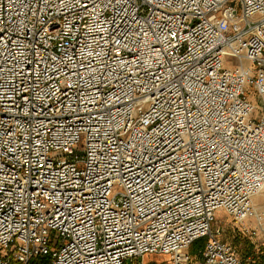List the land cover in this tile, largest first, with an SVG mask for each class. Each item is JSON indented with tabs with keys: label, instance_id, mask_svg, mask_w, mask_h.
I'll list each match as a JSON object with an SVG mask.
<instances>
[{
	"label": "built area",
	"instance_id": "2783aa9c",
	"mask_svg": "<svg viewBox=\"0 0 264 264\" xmlns=\"http://www.w3.org/2000/svg\"><path fill=\"white\" fill-rule=\"evenodd\" d=\"M261 191L264 0H0V264H243Z\"/></svg>",
	"mask_w": 264,
	"mask_h": 264
},
{
	"label": "rangeland",
	"instance_id": "374dc122",
	"mask_svg": "<svg viewBox=\"0 0 264 264\" xmlns=\"http://www.w3.org/2000/svg\"><path fill=\"white\" fill-rule=\"evenodd\" d=\"M248 93L250 96V99H252L254 102L256 101L255 95L253 94V91L251 89H248ZM258 197V198H257ZM253 203H257L260 208L259 211L264 213V201H262L261 195L255 196L253 199ZM220 225L223 228V233L221 235L222 239H225L229 241L234 248L240 253L239 248V236L240 235V225L233 220L229 215L225 214L223 211L217 213V219L213 223V226ZM259 239L257 238V242H262L261 244H258L257 249H255V252L257 254H260L261 252L264 253V232L262 234H259ZM243 237V236H242ZM206 240V237H201L197 240H195L189 247H188V253L190 256V262H193L196 257L199 254V249H201L204 245V242ZM238 240V241H237ZM261 253V254H262ZM144 264H170V259L167 255L164 254H147L143 257Z\"/></svg>",
	"mask_w": 264,
	"mask_h": 264
},
{
	"label": "trees",
	"instance_id": "16d2710c",
	"mask_svg": "<svg viewBox=\"0 0 264 264\" xmlns=\"http://www.w3.org/2000/svg\"><path fill=\"white\" fill-rule=\"evenodd\" d=\"M238 243L240 245L239 251L243 264H264V253L257 254L254 245L248 238L239 236Z\"/></svg>",
	"mask_w": 264,
	"mask_h": 264
},
{
	"label": "bare ground",
	"instance_id": "6f19581e",
	"mask_svg": "<svg viewBox=\"0 0 264 264\" xmlns=\"http://www.w3.org/2000/svg\"><path fill=\"white\" fill-rule=\"evenodd\" d=\"M259 195H261V197H262V201H264V191H261V192H259V193H257L255 196H259ZM254 196V197H255ZM254 197H253V199H254ZM258 198V197H257ZM254 204V203H253ZM258 204L257 203H255V205H254V208L258 211V210H260V209H262V208H260L259 206H257Z\"/></svg>",
	"mask_w": 264,
	"mask_h": 264
}]
</instances>
